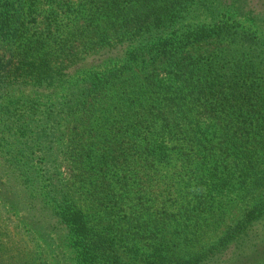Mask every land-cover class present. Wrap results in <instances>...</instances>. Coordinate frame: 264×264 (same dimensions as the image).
Returning a JSON list of instances; mask_svg holds the SVG:
<instances>
[{
    "label": "trees",
    "instance_id": "trees-1",
    "mask_svg": "<svg viewBox=\"0 0 264 264\" xmlns=\"http://www.w3.org/2000/svg\"><path fill=\"white\" fill-rule=\"evenodd\" d=\"M211 2L0 0V264H264L257 66L180 59Z\"/></svg>",
    "mask_w": 264,
    "mask_h": 264
},
{
    "label": "rangeland",
    "instance_id": "rangeland-1",
    "mask_svg": "<svg viewBox=\"0 0 264 264\" xmlns=\"http://www.w3.org/2000/svg\"><path fill=\"white\" fill-rule=\"evenodd\" d=\"M212 5L217 9L223 6L225 3L229 9L230 14H225L213 19L210 23L212 30L208 32V35L201 38L194 37V33L188 31L187 44H184L179 49L181 51L180 59L191 65H202L208 61H215L217 63H226L227 65L235 64L237 66L242 65L247 60H252L257 66L259 73L257 75V81L263 84L264 88V0H212ZM227 19V17H229ZM193 18V17H191ZM188 18L187 22L193 21ZM201 22H204L205 18H199ZM197 20V19H196ZM231 31V33L229 31ZM233 32V33H232ZM6 51V48L0 44V52ZM157 73L160 69H151L150 72ZM255 70V71H256ZM161 71L160 73H162ZM250 72V71H249ZM251 74V72H250ZM253 76V74H252ZM255 78V76L253 77ZM256 79V78H255ZM76 124L73 123L72 127ZM66 144V138L58 144L57 152L61 153ZM64 157V156H63ZM41 155H38L36 159H40ZM64 158H60V163H63ZM62 181L71 186L72 176L69 170L62 168ZM69 180V181H68ZM73 189L71 188V191ZM72 197L77 202L78 206H81L82 212L85 214L89 212L87 202L84 203V198L87 197V191L73 190ZM238 208V207H237ZM239 209V208H238ZM242 212L234 211L229 215L239 217ZM94 217V216H93ZM228 219V218H227ZM3 226V224H0ZM87 227V226H86ZM262 228L257 229L259 234L262 232ZM6 229H0L2 237L6 234ZM66 227H59L55 237L64 238ZM77 243V241H75ZM60 251L64 254V257L75 264L74 250L71 247H65L64 241L61 245ZM73 250V251H72ZM230 253L226 252L219 260L215 261L218 264L225 262V264H238L237 259L229 258ZM231 260V261H230ZM210 262L208 264H216Z\"/></svg>",
    "mask_w": 264,
    "mask_h": 264
}]
</instances>
